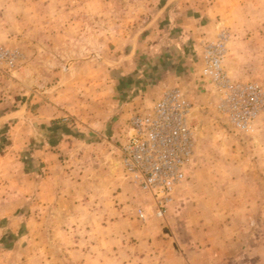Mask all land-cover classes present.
I'll return each mask as SVG.
<instances>
[{
  "label": "rangeland",
  "instance_id": "374dc122",
  "mask_svg": "<svg viewBox=\"0 0 264 264\" xmlns=\"http://www.w3.org/2000/svg\"><path fill=\"white\" fill-rule=\"evenodd\" d=\"M183 17H197L205 27L207 40H192L193 47L226 34L229 75L264 84V0H0V53L14 56L13 66L0 59V264H90L89 258L101 255L100 245L91 240L117 234L112 226L101 234L98 229L107 226L101 218H94L93 226L86 223L85 214L104 209L106 196L93 202L37 200L26 176L43 173L30 155L36 129L20 124L23 104L49 91L52 95L60 82L54 72L66 75L75 60L99 65L106 57L111 67L117 57L131 54L149 63L184 31L177 26ZM196 57L194 64L200 61ZM185 76L184 90L196 107V154L166 221H159L173 219L174 233L191 249L200 245L197 232L210 229L219 241H228L229 232L230 240L246 248L226 264H264V119L253 134L235 132L217 114L214 96L201 88L200 78L193 87L194 78ZM115 149L104 169L124 178ZM74 167L68 168L71 177L85 178V169L74 172ZM89 173L91 178L96 172ZM135 192L141 198L124 205L129 211L150 203L136 187ZM152 225L140 222V230ZM160 238L169 237L160 231ZM141 241L142 235L131 236L129 244Z\"/></svg>",
  "mask_w": 264,
  "mask_h": 264
},
{
  "label": "crops",
  "instance_id": "0c3cea01",
  "mask_svg": "<svg viewBox=\"0 0 264 264\" xmlns=\"http://www.w3.org/2000/svg\"><path fill=\"white\" fill-rule=\"evenodd\" d=\"M200 23L197 17H183L177 26L184 31L168 40L162 55L153 53L155 59L147 64L131 58V54L117 57L111 67L106 57H102L99 65H92L86 59L75 60L66 75L63 71L54 72L60 82L52 95L49 91L22 106L20 124L25 123L26 129H36L32 136L36 147L30 155L37 159L43 174L37 172L38 179L27 175L26 184L32 186V190L35 188L37 200L45 204L60 197L68 202L81 199L93 202L100 198L98 196H106L101 199L102 204L105 202L104 209L85 214L86 223L93 226L94 218H101L107 223L98 229L101 234L111 226L117 234L91 240L98 242L101 255L89 258L90 264H226L224 260L236 259L246 248L230 240L229 232L228 241L223 238L219 241L208 229L197 232L196 242L200 245L191 249V245L181 243L174 233L173 219H168L167 223L156 218L137 219L136 210L129 211L124 206L141 198L135 187L119 172L104 169L111 159L110 152L116 151L115 147L119 150L115 141L122 142L125 138L127 124L136 112L150 107L167 88L185 89L187 74L188 78H194L189 86H199L195 80L199 79L201 62L195 65L194 59L197 54L200 57L202 47L195 45V49L189 42L207 40V36L202 35L205 27ZM35 102L37 107L33 110ZM70 118L74 123L69 122ZM72 166H75L74 172L84 168L85 178L83 175L71 177L68 168ZM88 170L95 171V176L88 178ZM96 175L104 178L96 180ZM64 185L68 188L59 190ZM140 222L153 225L145 226L147 231L144 232L140 230ZM91 229L93 231L94 227ZM160 231L166 232L169 238H160ZM139 235L142 241L130 245L131 236ZM261 248L264 249L263 245Z\"/></svg>",
  "mask_w": 264,
  "mask_h": 264
},
{
  "label": "built area",
  "instance_id": "2783aa9c",
  "mask_svg": "<svg viewBox=\"0 0 264 264\" xmlns=\"http://www.w3.org/2000/svg\"><path fill=\"white\" fill-rule=\"evenodd\" d=\"M228 39L202 47L200 86L215 99V109L227 125L239 134L250 135L264 119V84L232 78L225 69ZM14 56L0 53L14 65ZM196 107L181 87L165 89L153 104L136 112L127 124L119 145V165L124 178L149 198L138 207L136 217L166 221L178 190L187 181L196 154L193 128Z\"/></svg>",
  "mask_w": 264,
  "mask_h": 264
}]
</instances>
